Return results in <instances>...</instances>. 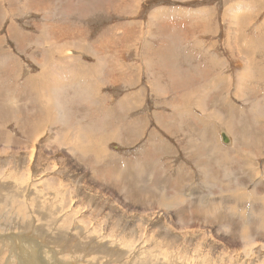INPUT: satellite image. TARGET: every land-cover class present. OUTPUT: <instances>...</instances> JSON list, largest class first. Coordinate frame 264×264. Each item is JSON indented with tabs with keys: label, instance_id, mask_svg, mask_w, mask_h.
<instances>
[{
	"label": "rangeland",
	"instance_id": "374dc122",
	"mask_svg": "<svg viewBox=\"0 0 264 264\" xmlns=\"http://www.w3.org/2000/svg\"><path fill=\"white\" fill-rule=\"evenodd\" d=\"M0 174V264H264V0H0Z\"/></svg>",
	"mask_w": 264,
	"mask_h": 264
},
{
	"label": "bare ground",
	"instance_id": "6f19581e",
	"mask_svg": "<svg viewBox=\"0 0 264 264\" xmlns=\"http://www.w3.org/2000/svg\"><path fill=\"white\" fill-rule=\"evenodd\" d=\"M248 47V46H247ZM184 48V47H183ZM257 48V47H256ZM259 51V50H258ZM182 52V51H181ZM45 77H47V76H45ZM45 77H44V79H45ZM46 80V79H45ZM48 80V79H47ZM166 80V79H165ZM170 82V81H169ZM43 83V82H42ZM57 83V82H56ZM45 84V83H44ZM60 84V83H59ZM56 85H58V84H56ZM50 86V88L52 89V87H51V85H49ZM41 87V86H40ZM44 87V86H43ZM53 87H55V85L53 86ZM56 88V87H55ZM54 88V89H55ZM42 89V88H41ZM44 90H45V88H44ZM43 90V91H44ZM46 90H48V88L46 89ZM45 90V91H46ZM55 92H57V91H55ZM54 101V100H53ZM56 101V100H55ZM54 101V102H55ZM67 115V114H66ZM234 133V132H233ZM237 133V132H236ZM236 135V134H235ZM238 136V135H237ZM32 149V148H31ZM76 149V148H75ZM30 150V149H29ZM81 150V149H80ZM79 150V151H80ZM31 160V159H30ZM16 169V168H15ZM15 171V170H14ZM31 171V170H30ZM2 174H0V176H1ZM14 175V174H13ZM17 175V174H16ZM23 177V176H22ZM2 178V177H1ZM14 179V178H13ZM24 182H25V180H24ZM23 183V182H22ZM27 183V182H26ZM16 184V183H15ZM0 185H2V186H0V203L2 202H7L8 200H6V197L9 199L10 198V200L12 201V203H14L15 202V200H14V198H15V196L13 195L14 193H13V191H10V190H8L9 192H8V195H6V197H4V193H3V189L5 188L4 187V185H3V182H1L0 183ZM28 186V185H27ZM17 187V186H16ZM10 188V187H9ZM14 188V187H13ZM68 188V187H67ZM99 188V187H98ZM11 189H12V187H11ZM15 189H17V188H15ZM21 189H20V187H19V191H20ZM98 190H101V189H98ZM26 191H29V188H27L26 187V189L24 190V194H25V192ZM22 192V191H21ZM20 192V193H21ZM37 192V191H36ZM29 193V192H28ZM28 193H26V194H28ZM49 193V192H48ZM19 194V193H18ZM73 195V194H72ZM30 197V196H29ZM37 197H38V193H37ZM37 197H36V199H37ZM43 197V196H42ZM31 198V197H30ZM29 198V199H30ZM39 198V197H38ZM41 198V197H40ZM238 198V197H237ZM17 199V198H16ZM33 199V198H32ZM50 199V198H49ZM262 199V198H261ZM255 200V199H254ZM260 200V199H259ZM18 203V202H17ZM24 203V202H23ZM42 203V202H41ZM46 203H47V201H46ZM49 203V202H48ZM5 204V203H4ZM39 204V202H38V200H37V203L35 204V205H38ZM262 204H263V202H262ZM261 204V205H262ZM24 205V204H23ZM43 205V204H42ZM42 205H40V206H42ZM4 206V205H3ZM46 206V205H45ZM76 206V205H75ZM5 207V206H4ZM17 207V206H16ZM15 207V208H16ZM25 207V206H24ZM27 207V206H26ZM47 207V206H46ZM62 207V206H61ZM70 207V206H69ZM21 211H23L24 212V209H23V207H22V205L21 206H19L18 207ZM35 208V207H34ZM47 208H49V207H47ZM46 208V209H47ZM30 209V208H29ZM32 210H33V208H31ZM37 209V208H36ZM41 209V208H40ZM4 210V209H3ZM2 210V211H3ZM5 210H7V209H5ZM12 210V209H11ZM26 210V209H25ZM42 210H44V208H42ZM48 210V209H47ZM58 210V209H57ZM35 211H38L39 212V210L37 209V210H35ZM35 211H34V213H35ZM49 211H52V209L51 210H49ZM22 212V213H23ZM45 212V211H44ZM50 213V212H49ZM158 213V212H157ZM28 214V213H27ZM67 214V213H66ZM47 215V214H46ZM57 215H58V213H57ZM69 215V214H68ZM13 216V215H12ZM27 216V215H26ZM50 216V215H49ZM53 216H54V214H53ZM55 216H56V214H55ZM18 217V216H17ZM30 217V216H29ZM32 218V217H31ZM55 217H53V219H54ZM69 218V217H68ZM8 219V218H7ZM11 219V218H10ZM14 219V218H13ZM44 219H46V218H44ZM56 219V218H55ZM106 219V218H105ZM4 220H6L5 218H4ZM62 220V219H61ZM107 220V219H106ZM117 220V219H116ZM34 221V220H33ZM40 221V220H39ZM45 221H47V219L45 220ZM105 221V220H104ZM110 221V220H109ZM35 222H37V221H35ZM73 222V221H72ZM41 223V222H40ZM42 225V224H41ZM69 225H71V224H69ZM29 226V225H28ZM27 226V227H28ZM106 226V225H105ZM264 226V225H263ZM37 227V226H36ZM258 227H260V226H258ZM29 228V227H28ZM33 228H34V226H33ZM101 228V227H100ZM24 229V228H23ZM29 229H31V227L29 228ZM37 229H38V227H37ZM110 229V228H109ZM261 229H263L264 230V228H261ZM32 230V229H31ZM67 230V229H66ZM111 230H113V229H111ZM184 230V229H183ZM247 230V229H246ZM79 231V230H78ZM77 231V232H78ZM85 231V230H84ZM94 231V230H93ZM98 231V230H97ZM25 232V231H24ZM71 232V231H70ZM208 232V231H207ZM259 232V231H258ZM54 233V232H53ZM79 233H80V231H79ZM111 233V232H110ZM54 234H57V233H54ZM63 234H64V232H63ZM25 235V234H24ZM35 235V234H34ZM46 235V237L48 236V234H45ZM57 235H59V234H57ZM117 235V234H116ZM27 236V235H26ZM38 236H39V234H38ZM65 236V235H64ZM46 237H44V238H42L43 240H45L46 239ZM106 237L107 236H104V235H102V240L103 239H106ZM132 237V236H131ZM242 237V236H241ZM13 238H16L15 236H13V235H1L0 236V243H2V242H4L5 244H7V245H10V244H14L15 245V243H14V240H13ZM61 238V237H60ZM68 238V237H67ZM110 238V237H109ZM118 237H116L115 238V240L117 239ZM142 238V237H141ZM26 239V238H25ZM52 239V238H51ZM62 239V238H61ZM71 239V238H70ZM74 239V238H73ZM28 240V239H27ZM64 240V239H63ZM69 240V239H68ZM67 240V241H68ZM98 240V239H97ZM97 240H96V243H97ZM134 240H136V239H134ZM37 241V240H36ZM61 241V240H60ZM91 241V240H90ZM104 241V240H103ZM106 241V240H105ZM122 243L124 242V245H123V249H122V252H123V255L124 256H127V258L132 262V263H134V264H157V263H154V262H152L151 260H141V259H138V256L140 255L139 253H135V252H132V250L130 249V245L127 243V241L125 240H120ZM17 242V241H16ZM34 242V241H33ZM47 242V241H46ZM46 242H42V243H39L38 242V244L40 245V248H41V245H43V246H46L45 244H47ZM52 243H53V241H51ZM73 242V241H72ZM100 242V241H99ZM99 242L97 243V244H99ZM24 244H25V242H23ZM28 243H29V240H28ZM32 243V242H31ZM55 243H59V242H55ZM62 243V242H61ZM112 243L113 242H111V243H109V242H106V243H100V247H92V243H89V244H86L84 247H85V253H88V254H98V255H102V257H106V258H108V260H107V264H111L113 261L110 259L109 260V258H118V259H121V255H119V253L115 250L116 248H118V245H115L116 244V242H114L113 243V245L114 246H112ZM119 244H121L120 242H119ZM138 244V245H137ZM136 244V246L137 247H140L141 248V250H142V248H144V246H143V240H139L138 241V243ZM262 244V243H261ZM26 245V244H25ZM122 245V244H121ZM23 246V245H22ZM29 246V245H28ZM33 246V245H32ZM99 246V245H98ZM136 246H135V248H136ZM3 247H5V246H3ZM12 246H10V248H11ZM19 247V246H18ZM24 248L23 249H26L25 248V246H23ZM6 248V247H5ZM9 248V247H8ZM40 248L38 249L39 251H40ZM1 249V248H0ZM12 249H14V247L12 248ZM19 249V248H18ZM21 249V248H20ZM37 249V248H36ZM36 249H34V250H36ZM42 249V248H41ZM119 250H120V248H118ZM145 250V249H144ZM201 250V249H200ZM0 251H2V249L0 250ZM24 251V250H23ZM45 251V250H44ZM58 251H60V250H58ZM166 251V250H165ZM198 251V250H197ZM3 252V251H2ZM17 252H18V250H17ZM46 252V251H45ZM142 252V251H141ZM26 252L24 251V253H22L21 255L23 256V254H25ZM39 253V252H38ZM79 253V252H78ZM250 253H251V251H250ZM19 254H20V250H19ZM29 254V253H28ZM198 254H200V253H198ZM1 255V254H0ZM31 255V254H30ZM28 256L29 257V259L28 260H30L31 262H33V258H31L30 259V257L31 256H33V255H31V256ZM154 255V254H153ZM166 255V254H165ZM197 255V254H196ZM40 256V255H39ZM60 256V255H59ZM88 256V255H87ZM145 256V255H144ZM162 256H163V254H162ZM180 256V255H179ZM3 257V256H2ZM24 257V256H23ZM74 257V256H73ZM159 257H161V254H160V256ZM168 257V256H167ZM178 257V256H177ZM56 258V257H55ZM87 258V257H86ZM98 258V257H97ZM162 258V257H161ZM5 260V259H4ZM114 260V259H113ZM167 260V259H166ZM210 260V259H209ZM45 261V260H44ZM47 261V260H46ZM103 261V260H102ZM114 261H117V260H114ZM29 262V261H28ZM38 262V261H37ZM56 262V261H55ZM111 262V263H110ZM198 262V261H197ZM35 263V262H34ZM39 263L40 264H44L43 263V261H42V259H40V261H39ZM54 263V262H53ZM52 263V264H53ZM106 263V262H105ZM130 263V262H129ZM161 263H163V262H161ZM171 263V262H170ZM25 264H26V262H25ZM46 264V263H45ZM125 264H127V263H125Z\"/></svg>",
	"mask_w": 264,
	"mask_h": 264
},
{
	"label": "water",
	"instance_id": "95a60500",
	"mask_svg": "<svg viewBox=\"0 0 264 264\" xmlns=\"http://www.w3.org/2000/svg\"><path fill=\"white\" fill-rule=\"evenodd\" d=\"M223 140H224V142H228V138L226 137V135L225 134H223Z\"/></svg>",
	"mask_w": 264,
	"mask_h": 264
},
{
	"label": "crops",
	"instance_id": "0c3cea01",
	"mask_svg": "<svg viewBox=\"0 0 264 264\" xmlns=\"http://www.w3.org/2000/svg\"><path fill=\"white\" fill-rule=\"evenodd\" d=\"M247 63H248V61H247ZM248 65H249V63H248ZM249 66H250V65H249ZM259 74H261V73H259ZM204 91H205V90H204ZM204 91H203V92H204ZM203 92H202V93H203Z\"/></svg>",
	"mask_w": 264,
	"mask_h": 264
}]
</instances>
